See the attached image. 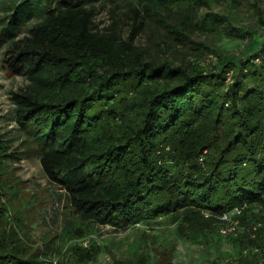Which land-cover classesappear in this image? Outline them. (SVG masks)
Returning <instances> with one entry per match:
<instances>
[{
    "label": "trees",
    "instance_id": "16d2710c",
    "mask_svg": "<svg viewBox=\"0 0 264 264\" xmlns=\"http://www.w3.org/2000/svg\"><path fill=\"white\" fill-rule=\"evenodd\" d=\"M99 1L0 0V35H9L3 67L29 80L12 92L15 121L74 216L41 254L23 243L24 211L32 214L39 199L17 176L0 128V264H45L60 235L78 239L96 225L124 230L160 216L196 240L235 209L248 249L227 264H264V38L239 57L214 41L259 38L230 16L242 0H129L104 28L95 24ZM248 2L264 27V0ZM152 23L173 53L182 46L192 56L138 44ZM99 253L97 244L75 246V264ZM143 263L139 256L135 264Z\"/></svg>",
    "mask_w": 264,
    "mask_h": 264
},
{
    "label": "rangeland",
    "instance_id": "374dc122",
    "mask_svg": "<svg viewBox=\"0 0 264 264\" xmlns=\"http://www.w3.org/2000/svg\"><path fill=\"white\" fill-rule=\"evenodd\" d=\"M128 1L100 0L96 5L95 24L100 28L106 27L111 22L112 14L119 15L127 11ZM225 4L223 2L215 9H226ZM6 11V7L0 6V17L6 14ZM230 16L238 25L259 33V38L243 40L214 37V41L231 57L250 56L260 47L259 40L264 38V27L256 22L253 7L248 0H242L240 6L231 9ZM126 26L123 24L125 33L128 28ZM28 27L16 29L15 37L26 34ZM8 36L0 35V128L3 139L12 153L10 162L16 168L17 176L35 196L38 195L39 202L37 199V204L33 205V215L24 211L27 217H24L23 221L27 226L19 227L18 232L25 245H30L33 252L41 254L46 249V242L51 240L50 237L61 233L63 227L73 220L74 216L68 195L64 189L58 188L48 180L41 166L40 156L29 152L25 136L15 121L12 92L25 86L29 80L26 74H12L3 67ZM208 36L209 33L193 34V37L199 40L208 39ZM164 38L166 37L163 28L152 23V26L138 37L137 42L157 51L161 56L167 55L175 59H181L183 55L192 56L191 51L182 46L173 53L170 41ZM160 40H163L161 44L168 41L165 51L155 45ZM167 167L177 172L172 162H169ZM234 211L227 215L226 223L216 227L214 233H207L196 240H190L181 234L178 223L171 222L169 216L142 221L124 230L115 229L110 225H96L94 234L78 239L60 235L54 244L50 245L53 247L50 254L45 256V264H54L55 260L64 264H75L73 255L75 246L90 248L96 244L100 246V253L85 264H135L139 256L144 258L143 264H206L210 261L227 264V261L233 258L231 256L238 257L248 249L241 241L242 230L236 226L237 221L232 218ZM181 226L185 227L186 224L181 223Z\"/></svg>",
    "mask_w": 264,
    "mask_h": 264
},
{
    "label": "built area",
    "instance_id": "2783aa9c",
    "mask_svg": "<svg viewBox=\"0 0 264 264\" xmlns=\"http://www.w3.org/2000/svg\"><path fill=\"white\" fill-rule=\"evenodd\" d=\"M201 159H202V158H201ZM234 212H236V213H237V212H239V210H238V209H235V211H234ZM224 217H225V219H227V218H226V217H227V215H224V216H223V218H224Z\"/></svg>",
    "mask_w": 264,
    "mask_h": 264
}]
</instances>
